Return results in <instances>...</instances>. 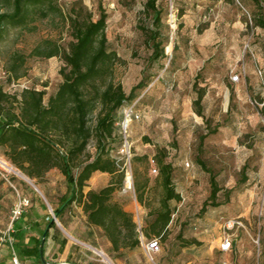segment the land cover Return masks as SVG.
<instances>
[{
	"label": "rangeland",
	"instance_id": "rangeland-1",
	"mask_svg": "<svg viewBox=\"0 0 264 264\" xmlns=\"http://www.w3.org/2000/svg\"><path fill=\"white\" fill-rule=\"evenodd\" d=\"M159 2L166 13L163 37L167 56L154 63L149 61L153 26L145 10L146 0H60L58 9L50 8L49 3L32 7L26 24L9 26L0 38V86L11 94L25 88L44 89L48 100L63 81L61 70L66 64L60 56L47 57L41 52H47L52 44L68 49L73 40L70 15L76 10L85 19L97 20L101 4L108 14L109 49L117 57L98 86L114 80L129 92L143 75L153 80L122 110L118 130L121 137L128 138L130 153H123L122 148L113 152L136 180L149 181L145 201L138 200L135 187L124 191L126 173L113 199L144 226L164 196L160 173L151 172L150 161L157 158L160 148L167 151L166 160L175 167L174 184L183 199L171 201L173 218L154 260L143 246L151 236L142 232L140 246L115 251L103 230L90 226L83 207L75 203L65 214L66 226L56 217L62 236L74 246L73 262L109 264L96 250L100 249L113 264H264V28L255 25L257 7L252 1L241 0ZM0 10H11V5L2 3ZM236 74L241 77L234 82ZM202 89L205 97L200 115L194 101ZM133 107L140 118L132 116L125 122ZM98 109L90 117L92 126ZM95 152L93 138L83 158ZM146 154L149 159L135 160ZM0 158L23 173L2 151ZM212 174L219 187L218 206H212L210 200ZM24 175L0 163V235L11 223L17 198L6 177L32 198L28 214L53 215L52 203L66 190L65 177L58 168L39 181ZM112 178L97 171L87 190L100 189ZM206 201L210 202L208 210L201 213ZM230 218H241L245 226L226 229L225 221ZM179 233L183 239L202 244L183 247ZM225 233L232 237L228 251L221 248ZM5 249L8 253L12 250L8 245ZM61 257L65 262L66 256H54L52 249L46 259L58 264Z\"/></svg>",
	"mask_w": 264,
	"mask_h": 264
},
{
	"label": "trees",
	"instance_id": "trees-1",
	"mask_svg": "<svg viewBox=\"0 0 264 264\" xmlns=\"http://www.w3.org/2000/svg\"><path fill=\"white\" fill-rule=\"evenodd\" d=\"M58 1L60 0H0V5H11V10H0V38L9 26L26 24L32 7L49 3L50 8L58 9ZM241 1L255 3V25L264 28V0ZM99 7L100 17L97 20L85 19L76 10L70 15L73 40L68 49L63 50L61 46L52 44L47 52H41L47 57L60 56L66 64L61 70L64 79L48 100L44 89L25 88L11 94L0 86V151L31 179L39 181L49 171L58 168L66 182L65 192L52 203L53 215L49 212L41 215L38 211L28 214L27 210L15 221L14 244L9 245L12 250L0 258V264H8L9 257L13 261L14 254L23 264L26 260L46 264L41 252L42 249L43 254L46 252L45 245L42 247L43 238L45 236L46 243L50 229L58 227L54 215L65 225V214L75 203L83 207L90 226L103 230L115 251L140 246L141 231L151 236L150 239L159 238L162 243V234L173 218L171 201L183 199L174 184L175 167L166 160L167 151L163 148L156 154V161L164 196L161 206L157 210H151L144 226L141 225V230L133 213L113 199L125 178L123 162L113 155L114 151L124 145V138L119 135L118 130L119 120L124 117L122 110L127 103L137 100L153 80L151 76L143 75L129 92H126L122 83L114 80L98 86L99 79L109 71L117 57L109 49L108 14L101 4ZM145 10L150 15L153 26L149 34L153 49L149 61L154 63L167 56L163 37L166 13L159 0H146ZM182 15L183 11L180 12V16ZM13 69L16 71V67ZM91 85L92 90L89 89ZM197 93L194 103L197 112L203 115L201 107L205 89ZM97 108L96 124L92 126L90 117ZM93 138L96 140V152L89 158H83ZM143 159H149V155L135 157V160ZM198 161L203 165L201 159ZM97 171L111 174L112 180L100 189L87 190L89 181ZM211 184V205L218 206L216 200L219 187L214 174L211 175ZM148 185V180L140 182L138 177L135 179L136 194L140 202L145 201ZM31 203L33 204L32 198ZM209 205L210 202L206 201L201 213H205ZM31 231L36 233L31 234ZM177 237L183 239L182 233ZM67 241L65 239L64 243ZM193 244L201 245L202 242L187 238L182 240L183 247Z\"/></svg>",
	"mask_w": 264,
	"mask_h": 264
},
{
	"label": "built area",
	"instance_id": "built-area-1",
	"mask_svg": "<svg viewBox=\"0 0 264 264\" xmlns=\"http://www.w3.org/2000/svg\"><path fill=\"white\" fill-rule=\"evenodd\" d=\"M241 75L236 74L234 76H232V80L234 82L239 81L240 80ZM132 114L135 115L136 118H140L139 114H135L133 112V108H131L129 110V112H127V115L125 117V122L129 121L132 118ZM130 143L128 138H124V145L122 147V152L129 154L130 153ZM151 161V172L153 174H158L159 173V167L157 165V161L156 158L152 157L150 159ZM190 163H188L189 165ZM126 173V179H125V185H124V191H129L134 189L135 187V178H134V174L133 171L130 170L129 168L126 169L125 171ZM6 179L9 181V183L12 185V187L16 190L17 192V198L16 201L14 203L13 209H12V215H11V223L9 225V227L7 228V230L4 232V234L0 235V255L2 252V249L5 245H10L13 246L14 244V237H13V233L15 231V227H14V223L16 220L20 219L23 214L25 212H27L28 208L32 205L31 203V198L27 195L22 194L19 189L16 187V185L9 180L7 177ZM139 225V229L141 230V223L138 224ZM244 227L245 224L243 222V220L241 218H230L227 219L225 221V228L226 229H232L234 227ZM142 233V231H141ZM143 246L147 252V254L154 260V256L157 255L158 253H160L162 246H161V242L160 239L157 237H154L152 239H149L145 242H143ZM232 246V237L230 234L225 233V235L222 238V242H221V248L224 251H228L231 249ZM13 261L16 264H20L19 262V258L16 254H14L13 256ZM227 264V263H225Z\"/></svg>",
	"mask_w": 264,
	"mask_h": 264
},
{
	"label": "crops",
	"instance_id": "crops-1",
	"mask_svg": "<svg viewBox=\"0 0 264 264\" xmlns=\"http://www.w3.org/2000/svg\"><path fill=\"white\" fill-rule=\"evenodd\" d=\"M90 189L91 188L89 187L88 190H90ZM35 233H36V231H31V234H35ZM65 239H67V238H65L64 235L62 236L59 226L58 227H52L50 229V231H49V237L47 239V242L45 243L46 252L44 253V257H45V260L47 262H49V261L46 258L49 256L50 252L53 249V255L54 256H56V255H60V256H64L65 255L66 256L65 262L62 261L64 259H63V257H61V262L58 263V264H64V263H66V264H75L73 262L74 254H75V252L73 251L74 250L73 249L74 246L69 241H67L66 243H64ZM5 246L2 249V258L5 255H7V253H8V250L5 249ZM8 247H9V245H8ZM67 258H69V260H67ZM11 259H12V257H9V259L7 260V263L8 264H9V262H11ZM27 261H34V260H26L24 262V264Z\"/></svg>",
	"mask_w": 264,
	"mask_h": 264
},
{
	"label": "bare ground",
	"instance_id": "bare-ground-1",
	"mask_svg": "<svg viewBox=\"0 0 264 264\" xmlns=\"http://www.w3.org/2000/svg\"><path fill=\"white\" fill-rule=\"evenodd\" d=\"M0 163L2 164V165H4L5 167H7L9 170H12V171H14V172H16V173H18V174H20V175H22V176H24L25 177V175L23 174V173H21L19 170H17V169H15V167L14 166H12V165H10L7 161H5L4 159H2V158H0ZM96 249V248H95ZM97 250V252L106 260V261H108L109 262V264H113V261H112V259L109 257V255L105 252V251H103V250H100V249H96Z\"/></svg>",
	"mask_w": 264,
	"mask_h": 264
},
{
	"label": "water",
	"instance_id": "water-1",
	"mask_svg": "<svg viewBox=\"0 0 264 264\" xmlns=\"http://www.w3.org/2000/svg\"><path fill=\"white\" fill-rule=\"evenodd\" d=\"M54 219L56 220V216L54 215ZM45 245V236H44V238H43V241H42V247ZM42 259H43V261L46 263V264H52V263H49V262H47L46 260H45V257H44V254H43V249H42Z\"/></svg>",
	"mask_w": 264,
	"mask_h": 264
}]
</instances>
